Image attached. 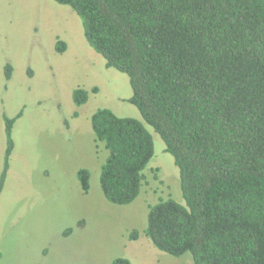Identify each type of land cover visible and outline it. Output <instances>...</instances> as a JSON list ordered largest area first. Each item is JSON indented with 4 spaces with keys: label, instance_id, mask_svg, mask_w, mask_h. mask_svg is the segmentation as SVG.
I'll return each mask as SVG.
<instances>
[{
    "label": "trees",
    "instance_id": "obj_1",
    "mask_svg": "<svg viewBox=\"0 0 264 264\" xmlns=\"http://www.w3.org/2000/svg\"><path fill=\"white\" fill-rule=\"evenodd\" d=\"M54 1L82 19L107 66L129 77V102L180 171L184 203L152 205L144 235L168 255L191 254L193 264H264V0ZM89 97L74 92L79 107ZM15 122L6 118L8 159ZM145 123L110 109L92 117L108 152L100 185L114 205L142 193L155 156ZM78 179L89 193L90 171Z\"/></svg>",
    "mask_w": 264,
    "mask_h": 264
},
{
    "label": "rangeland",
    "instance_id": "obj_2",
    "mask_svg": "<svg viewBox=\"0 0 264 264\" xmlns=\"http://www.w3.org/2000/svg\"><path fill=\"white\" fill-rule=\"evenodd\" d=\"M77 89L90 93L80 107ZM132 96L129 77L109 68L90 46L70 7L54 0H0V184L8 167L0 195V264H113L119 258L193 264L191 254L168 255L144 235L152 205L184 201L174 158L129 102ZM100 109L145 123L154 138L142 193L129 206L110 203L101 189L108 152L92 127ZM6 118L16 119L9 159ZM81 169L91 173L89 193L78 179Z\"/></svg>",
    "mask_w": 264,
    "mask_h": 264
},
{
    "label": "flooded vegetation",
    "instance_id": "obj_3",
    "mask_svg": "<svg viewBox=\"0 0 264 264\" xmlns=\"http://www.w3.org/2000/svg\"><path fill=\"white\" fill-rule=\"evenodd\" d=\"M56 47H57V46H56ZM57 52H59L58 47H57Z\"/></svg>",
    "mask_w": 264,
    "mask_h": 264
}]
</instances>
